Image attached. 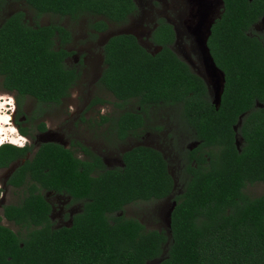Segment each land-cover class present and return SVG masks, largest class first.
Wrapping results in <instances>:
<instances>
[{"label":"trees","instance_id":"1","mask_svg":"<svg viewBox=\"0 0 264 264\" xmlns=\"http://www.w3.org/2000/svg\"><path fill=\"white\" fill-rule=\"evenodd\" d=\"M22 1L36 16L92 15L96 18L88 27L94 31L104 30L107 21L124 20L135 8L133 0ZM221 1L206 39L224 77L217 107L202 78L168 46L172 33L164 21L151 34L159 46L155 51L127 32L111 34L101 45L98 83L116 105L134 98L139 106L110 120L117 138L144 124L149 105L179 103L180 117L197 140L185 150V175L170 199L167 232L146 229L134 217L111 215L129 202L173 192L174 180L160 151L134 145L121 152V165L108 167L78 142L85 158L44 141L6 179L16 187L27 174L32 182L18 202L1 206V216L22 232L0 223V264H145L155 259L156 264H264V190L255 196L243 191L246 183H264V27L252 29L257 21L264 23V0ZM69 40L64 26L27 24L20 10L2 19L0 86L15 93V115L23 96L49 104L68 94L79 74L65 63L72 54L65 47ZM101 101L93 98L89 105ZM37 129H44L42 121ZM30 149L0 144V167ZM35 183L80 202L69 224L51 226L50 205Z\"/></svg>","mask_w":264,"mask_h":264},{"label":"rangeland","instance_id":"2","mask_svg":"<svg viewBox=\"0 0 264 264\" xmlns=\"http://www.w3.org/2000/svg\"><path fill=\"white\" fill-rule=\"evenodd\" d=\"M210 2L213 4L209 12L212 16L217 14L220 7L216 2L214 3V0H210ZM167 3H170V0L157 1L154 5L162 6ZM16 10L22 11L23 19L27 24L57 23L67 28L70 32V40L65 44V47L71 50L72 54L65 59V63L68 66L79 63L77 65L79 66V75L76 81L69 88L68 94L61 98L58 103L37 104L30 96H23L19 99V108L15 119L18 125L27 129L30 135L28 141L35 147L37 142L44 140H55L64 146L69 145V140H78L98 153L106 166L118 164L120 152L132 144L141 142L158 148L166 159L168 172L174 180L173 192L161 199L129 202L123 205L120 211L111 215L122 214L123 216L134 217L146 229H163L167 232L165 213L170 206L171 197L179 191L180 178L184 175H178L181 166L180 152L182 153L181 149L183 147L193 144L192 137L186 134L185 130L179 131L177 134L174 133L176 137H172L173 129H178L179 124L174 121L177 118L176 114L174 115L173 110L166 105L148 107L143 127L137 136H127L124 139L115 138L109 129V122L100 120L101 118L98 117L94 105L87 108V104L91 99L100 98L110 106L107 113V116L110 117H115L122 110L135 109L136 104L132 98L122 106L116 105V100L111 93L98 83L97 76L102 68L100 45L108 34L132 31L142 37L146 32L145 28L150 26L151 20H141V17L143 18L145 15H142L141 11H137L129 19L125 18L126 20L122 23L107 21L104 31L93 33L92 29L88 27V23L96 17L87 13L79 15L75 19L50 12H44L36 16L33 9L24 1L4 0L0 5V22L5 16ZM193 22L194 17L190 16L187 26L190 28ZM263 27V21L259 20L253 24L252 29L260 31ZM92 34H95V36H92ZM138 39L141 41L140 38ZM148 48L152 49L151 46H148ZM16 102L15 93L0 86V129L3 127L2 131L4 130V133L14 135L15 140L12 141L18 139L14 134L15 129L10 128L9 132L5 131V128L15 127V123H11L8 117H11L9 112L14 105L16 107ZM8 109L10 110L7 111ZM39 121H42L46 128L42 132L37 129ZM19 139V144L16 143L15 145L21 146L23 135ZM9 140L11 141V139ZM238 141L236 138V143ZM12 144L14 143L12 142ZM15 164L16 162H12L10 167L0 169V182L6 172ZM263 190L264 183L260 181L246 183L243 187L244 193L248 196L258 195ZM45 192L47 191H41L52 204L51 219L54 226L67 224L68 211L71 213L77 209L78 205L73 203L65 208L69 203L67 195ZM23 195V186H5L1 194L0 205L2 203H16ZM62 210L65 211L64 217L60 219ZM2 223L13 231L22 232L20 228L9 221L3 220ZM145 264H155V260L147 261Z\"/></svg>","mask_w":264,"mask_h":264},{"label":"flooded vegetation","instance_id":"3","mask_svg":"<svg viewBox=\"0 0 264 264\" xmlns=\"http://www.w3.org/2000/svg\"><path fill=\"white\" fill-rule=\"evenodd\" d=\"M157 1L162 2L163 0H140L139 2L137 0H133L135 8L126 16V19H129L130 17H132L134 14H136L137 11H141L142 15L143 14L145 15V17H143V18L141 17V20H145V19L149 20V21L151 20V24H150V26L145 28L146 32H145V34L142 37H139V35L135 34L132 31L131 32L130 31L129 32L128 31H124V32L131 33L132 35H134V37L136 38V41L143 48H145L146 50L155 51L157 48H159V46L153 42V40L151 38V34H152V32L154 30H157L156 27H157V25L159 23V20L164 21L165 23H167L170 26L171 33H172V38H171L170 42L168 43V46L177 55L178 58L183 60L188 65L189 69L193 73H195V74L200 76V74L202 73V66H201L200 57L198 55V51H197L195 43L193 41V36H192V34L190 32L189 27L187 26L188 25L187 22L190 21V16H191V11H192L189 0H170V3H167L166 5H162V6L154 5V4H156ZM164 1H167V0H164ZM218 13H219V11H218ZM126 19H124L122 21H119V22H114V23H122ZM92 31H93V33H100V32H102L104 30L94 31L92 29ZM108 36H109V34L102 40L101 45L103 44V42L106 40V38ZM138 38H140L141 41H139ZM101 45H100V51H101ZM148 46H151L152 49H149ZM174 47H176L177 49H175ZM100 60H101V63H102V55H101V59ZM78 64L79 63H77L76 65L73 64V66H75L77 70H79V66H77ZM102 66H103V63H102ZM100 71H101V69H100ZM100 71H99V73H100ZM99 73H98V76H99ZM98 76H97V78H98ZM209 98L211 99L210 95H209ZM132 99H134V98H132ZM127 100H129V99H127ZM127 100H125L124 102L120 103L119 106L124 105L127 102ZM91 105L95 106L94 108L97 110L99 118H101V116H105L106 117V119L103 120V121L109 122V129L112 131V133L115 136V138H117L116 135H115V132L110 127V125H111L110 124V120L113 119L114 117L107 116V113L110 110V106H108V104L106 102H104V101L92 103ZM91 105H89V103H88L87 104V108H89V106H91ZM159 105L168 106V108H171L173 110L174 115L176 114V116H177V118H175L174 121L179 124V127H178V129H173L174 131H173L172 137L175 136L174 133L177 134L179 131L182 132V130H185V133L192 137L193 144L189 145V146L187 145L186 147H183L181 149L182 153L180 152V156L178 155L180 160H181V164H180L181 166H180V170H179L180 174H178V175H181V174L183 175L184 174L183 165H184V162L186 161L185 150L186 149H191L193 146H195L196 143H197V140L192 136L188 125L185 124L183 119L180 117L181 113H180V104L179 103L178 104L177 103H175V104H172V103H170V104H159ZM152 106H154V105H149L148 107L150 108ZM155 106H157V105H155ZM138 107H139L138 105H135V109L134 110H138ZM148 107H147V109H148ZM147 109H146V112H147ZM9 110L10 109H8L7 111H9ZM122 111H124V110H122ZM130 111H133V110H130ZM15 112H16V107L14 105L11 108V111L9 112L11 117L9 116L8 120H11V123H13V124L15 123V127L14 126H10L9 128L6 127L5 131H10V128L15 129V133L14 134L18 137V139L16 141H10L9 138L7 139L6 137L1 136L2 141L0 140L1 141L0 144L6 143V142L7 143H11V144L13 142L14 145L16 143L19 144V142H20L19 138L23 135V140H22L20 145L21 146L30 145L31 149L29 151H26L23 157L17 158V159H14V160L10 161L7 166L0 167V169H2V168L4 169V168H7V167H10L12 162H16V164H15V166H16L18 163L22 162L24 158L25 159L26 158H30L31 155L33 154L34 150L36 149V147L39 145L40 142L51 141V142H55V143H58V144L64 146L62 143H60L58 141H55V140H44V141L37 142L36 146L33 147L32 143H30L28 141V137L30 138V135H29L27 129H26V131H27L26 133H24V134L20 133V131L18 129V123L15 122V120H14ZM144 119H145V114H144ZM16 124H17V126H16ZM142 127H143V125L138 127V128H136L135 130L129 129V130L126 131V134L123 137L117 138V139H124L127 136H137L138 132L142 129ZM45 129L46 128H45V125H44V129L43 130H39V131L42 132ZM76 142L86 146L89 149V147L87 145L83 144L82 142H80L78 140H69V145L68 146H64V147L70 148L72 150V152H73V155H75L76 157L81 158V159L85 158V154L83 153V151L80 148H78V146L76 145ZM138 144L147 145V146L153 147V148L157 149L158 151H160L158 148H156V147H154L152 145L141 143V142H138L136 144H132V145L128 146L126 149H128V148H130V147H132L134 145H138ZM124 150H122V151H124ZM121 152H120V154H121ZM160 153H161V151H160ZM120 154H119V163L116 164V165H121ZM102 161H103V159H102ZM116 165H113V166H116ZM15 166L10 168V170H8L6 172V174L4 175L3 180L0 182V199L2 197L1 194H2L3 190L5 189V186L14 187V186L6 183V179H7L8 175L11 173V171L13 170V168ZM108 167H110V166H108ZM31 182H32V179L29 177V175L25 174V176L23 178V183L20 185V186H23L24 194H25V187L29 186L31 184ZM35 185L38 186L37 190H39L40 193H41L42 190L47 191V192L59 193V192L53 191L51 189L41 188V187H39V184H37V183H35ZM20 186H16V187H20ZM47 192H45V193H47ZM41 194H42V196L45 198V200L50 205V210H49V213H48V217H49V220L51 222V226L52 227L69 224L70 215L73 212H75L76 210H78L79 207H80V202L79 201H72L71 202L70 199L68 198L69 203L67 204V206L65 208H67L68 205L69 206L72 205L73 203H76L78 205V207H77L76 210L72 211L71 213H69V211H68V213H67L68 216H66L68 218L67 219V224H60V225H55L54 226V224L52 223V219H51L52 204H51V202H49L47 200V198L45 197L44 193H41ZM65 195H67V194H65ZM3 204H7V203H2L0 205V223H2L3 220L7 221L6 219H4L1 216V206ZM64 212L65 211L62 210V214L60 213L61 214L60 215V219L64 217Z\"/></svg>","mask_w":264,"mask_h":264},{"label":"water","instance_id":"4","mask_svg":"<svg viewBox=\"0 0 264 264\" xmlns=\"http://www.w3.org/2000/svg\"><path fill=\"white\" fill-rule=\"evenodd\" d=\"M189 2L192 9L191 17H194V22L189 29L201 61L202 73L200 74V77L204 81L211 96V103L214 107H217L223 87L224 77L222 70L213 62L206 45V39L209 34L210 25L214 17L218 15V12L212 16L209 14L210 8L213 5L210 0H189ZM215 2L218 4V7L222 4L221 0H214V3ZM172 205L173 202L165 213L166 227H168L169 224V213ZM157 261L158 259H155V264Z\"/></svg>","mask_w":264,"mask_h":264},{"label":"bare ground","instance_id":"5","mask_svg":"<svg viewBox=\"0 0 264 264\" xmlns=\"http://www.w3.org/2000/svg\"><path fill=\"white\" fill-rule=\"evenodd\" d=\"M3 128V127H2ZM2 128L0 129V140L2 141V138H1V136H3V137H6L7 139L9 138V139H11V141L12 140H15V137H14V135H11V133H4L3 131H2ZM3 132V133H2ZM10 132V131H9ZM0 141V142H1Z\"/></svg>","mask_w":264,"mask_h":264}]
</instances>
